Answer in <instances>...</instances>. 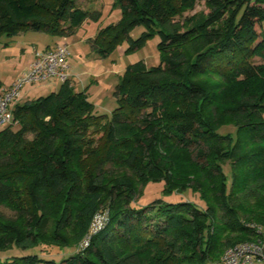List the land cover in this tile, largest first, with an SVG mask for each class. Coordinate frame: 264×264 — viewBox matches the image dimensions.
<instances>
[{"label": "trees", "instance_id": "obj_1", "mask_svg": "<svg viewBox=\"0 0 264 264\" xmlns=\"http://www.w3.org/2000/svg\"><path fill=\"white\" fill-rule=\"evenodd\" d=\"M76 1L0 0V36L66 37L100 15ZM205 3L207 13L181 23L193 0H113L119 20L88 39L92 50L131 52L156 38L160 62L120 72L110 115L93 113L71 77L14 105L17 125L0 128V206L21 220L0 213V264H221L227 247L264 242V0ZM206 73L221 80L200 81ZM161 180L200 201L133 205L145 183Z\"/></svg>", "mask_w": 264, "mask_h": 264}, {"label": "rangeland", "instance_id": "obj_2", "mask_svg": "<svg viewBox=\"0 0 264 264\" xmlns=\"http://www.w3.org/2000/svg\"><path fill=\"white\" fill-rule=\"evenodd\" d=\"M206 0H193L191 9L183 11L180 20L181 23L185 18L192 17L198 12L207 13L209 8L206 6ZM77 6L88 11L100 12L96 20H85L80 27L67 35L66 42L70 51L68 59V72L71 75L70 81L76 91H85L88 101L92 105L93 113L110 115L112 110L117 106L116 98L113 94L115 86L118 82L119 74L128 64L137 60H144L148 66L158 65L160 62L159 53L156 48V38H153L143 44L139 49L124 52L125 44L117 46L113 51L106 55H99L92 50L89 38H93L96 32L105 26L116 23L120 17V8L113 6V0H77ZM257 31L264 30V26L256 25ZM144 31L142 25H138L132 29L130 35L132 38H137L141 32ZM55 41L59 43L62 38L49 34L47 32L24 31L14 37L0 36V79L4 85H8L10 81L16 76H20L24 70L22 66L30 59V48L32 43L37 44L39 48L46 45L54 46ZM28 60V61H27ZM31 63V62H30ZM22 68V69H21ZM198 79L202 82L213 84L219 82L221 78L214 73H206L199 75ZM59 83L55 81H35L26 82L20 89V100L37 98L45 96L57 90ZM213 114L216 115L215 109L212 108ZM221 133H233L234 127L223 126L219 129ZM180 175L185 176L190 174L189 165L184 161L181 162ZM86 166H82L84 168ZM111 173H117L121 168L111 163L109 166ZM224 171L228 174V166H224ZM161 198L166 202L191 201L198 203L200 201L196 193L190 190L182 192L165 191L164 182L151 181L145 183L137 199L133 202L135 206H143L154 199ZM79 208V202L75 204ZM260 209L264 210V202L260 203ZM0 213L8 220L19 222L21 220L19 213L7 206H0ZM101 217L96 219V223L100 221ZM75 224L71 223L65 228L64 234L68 240H72L76 234ZM230 235H224V239ZM74 249L70 248L64 250L62 254L46 255L42 254L44 258H53L59 260L61 257L71 254ZM224 251V250H223Z\"/></svg>", "mask_w": 264, "mask_h": 264}, {"label": "built area", "instance_id": "obj_3", "mask_svg": "<svg viewBox=\"0 0 264 264\" xmlns=\"http://www.w3.org/2000/svg\"><path fill=\"white\" fill-rule=\"evenodd\" d=\"M70 51L66 38L54 46L35 50L30 65L9 86L0 90V128L16 126L13 107L20 101V89L26 82L55 81L63 83L68 72ZM96 225L92 228L96 229ZM221 264H264V242L242 241L227 247L221 255Z\"/></svg>", "mask_w": 264, "mask_h": 264}, {"label": "crops", "instance_id": "obj_4", "mask_svg": "<svg viewBox=\"0 0 264 264\" xmlns=\"http://www.w3.org/2000/svg\"><path fill=\"white\" fill-rule=\"evenodd\" d=\"M21 34V33H20ZM59 39H61V38H59ZM57 43H59L58 41H55V44H57ZM47 47H51L50 45H46V46H44L43 48H39L38 46H37V44H35V43H32V46H31V48H30V60L26 63V64H24L23 66H22V68H24L25 66H27L28 64H30V62L33 60V57H34V51L35 50H42V49H45V48H47ZM21 68V69H22ZM18 75H19V73H18ZM18 75H16L11 81H10V83L8 84V85H4L3 83H2V81H1V79H0V81H1V84H2V86H1V88H0V90L2 89V88H5V87H7V86H9L17 77H18ZM20 101H22V100H20Z\"/></svg>", "mask_w": 264, "mask_h": 264}]
</instances>
